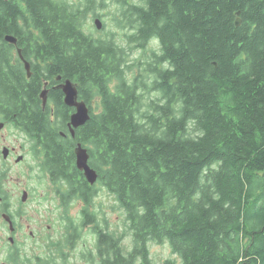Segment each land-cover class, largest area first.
Here are the masks:
<instances>
[{
    "label": "trees",
    "instance_id": "trees-1",
    "mask_svg": "<svg viewBox=\"0 0 264 264\" xmlns=\"http://www.w3.org/2000/svg\"><path fill=\"white\" fill-rule=\"evenodd\" d=\"M116 5L99 31L89 23L93 11L105 17L95 0H0V65L14 54L12 35L32 68L12 81L0 68L8 100L22 103L24 131L65 207L83 206L80 225L69 219L67 242L41 264H68L62 250L74 252L85 228L96 237L89 264H152V242L179 257L164 264H264V0ZM135 50L141 59L129 65ZM58 78L90 108L75 138ZM79 144L95 185L76 166ZM101 190L126 214L128 253L92 210Z\"/></svg>",
    "mask_w": 264,
    "mask_h": 264
},
{
    "label": "flooded vegetation",
    "instance_id": "flooded-vegetation-1",
    "mask_svg": "<svg viewBox=\"0 0 264 264\" xmlns=\"http://www.w3.org/2000/svg\"><path fill=\"white\" fill-rule=\"evenodd\" d=\"M11 46L14 54L10 61L3 60L0 65L5 75L13 73L10 81L14 79V74L25 69L18 54V44ZM63 83L58 78L56 88ZM10 87L0 80V264H41L40 260L46 254L41 255L49 251L46 252V248L60 246L54 242L53 225L45 224L51 220L48 215L52 213L51 216H54L53 213L61 210V206L66 208L64 203L69 201H64L62 197L61 184L52 181L43 170L37 152V139L24 131L23 105L8 100L7 89ZM61 135L64 138L68 136L65 133ZM39 173L51 188L46 183L34 181L39 178ZM49 203L57 204L56 208L47 209L45 204ZM29 241H35L34 247ZM33 249L41 252L39 256L30 258L28 254Z\"/></svg>",
    "mask_w": 264,
    "mask_h": 264
},
{
    "label": "rangeland",
    "instance_id": "rangeland-1",
    "mask_svg": "<svg viewBox=\"0 0 264 264\" xmlns=\"http://www.w3.org/2000/svg\"><path fill=\"white\" fill-rule=\"evenodd\" d=\"M73 3L79 4L81 2H84L85 0H71ZM136 1V0H135ZM96 3V9L98 13H101L105 15L103 17V27L104 23L108 24L109 27L110 24H112V21L114 18H116V14L118 13V8L116 5V0H95ZM106 5V8H102L100 4ZM94 11L90 13L89 15V23L91 26H94V22L96 19H94ZM95 27V26H94ZM96 28V27H95ZM96 30V29H95ZM96 35V31L93 32ZM109 35L110 33L107 32ZM126 32L121 31L117 32L116 34L118 35V38H123L126 40L124 37V34ZM152 49V46L149 47L148 51ZM141 50H135L132 53H130L129 57V65H132L133 63H137L140 61L141 57ZM159 97V95L155 94L153 98ZM38 179H35V182H42L46 183L48 188H51V186L47 183L45 179L42 178V175L39 173ZM27 178H24V181H26ZM39 182V183H40ZM61 187V186H60ZM47 206V209L53 208L55 209L57 204H45ZM41 208H44L41 206ZM83 206L79 202H75L72 205H70L68 208H62L61 210H57L54 216H51V214L48 215V217L51 218L50 221L45 224H52L55 238L54 242L57 244H60L61 246L64 245L67 242V239L69 238V231L66 228L69 225V219H72L73 223L76 225H80L81 223V210ZM92 210L98 213L99 215V222L100 225L103 228H107L109 232L115 234L116 236H122L123 237V246L125 251L128 253L132 250L133 246V240H132V234L129 229L128 222L126 220V214L124 210L120 207L118 202L116 201L115 197L109 194L105 190H101L98 194V196L94 200V206L92 207ZM52 212V211H50ZM59 232V233H56ZM53 234V235H54ZM50 235V234H49ZM34 242L29 241L30 246L34 247ZM96 237L92 231L91 228H85L83 229V233L81 234V239L78 241L76 250L72 252L71 249L67 248L64 246L65 250H62L67 254V261L68 264H89L88 261L85 259L86 256L90 254H94L96 251ZM56 247L50 248L53 249L56 254ZM150 248V254H151V260L152 264H164L165 261L167 260H176L177 262L180 263L179 257L174 255L171 247L168 243L163 244V245H158L157 243H150L149 244ZM46 252L49 250L48 248L45 249ZM38 249L32 250L29 252L28 256L30 258H33L34 256H39ZM49 253V251H48ZM47 253L42 254L41 256H44ZM49 256L52 254H48ZM45 258L47 257L46 255L44 256ZM55 257V255L53 256Z\"/></svg>",
    "mask_w": 264,
    "mask_h": 264
},
{
    "label": "water",
    "instance_id": "water-1",
    "mask_svg": "<svg viewBox=\"0 0 264 264\" xmlns=\"http://www.w3.org/2000/svg\"><path fill=\"white\" fill-rule=\"evenodd\" d=\"M241 13H237L238 17ZM97 30L101 31L103 29V23L101 19H96L94 22ZM241 25V20L238 18L236 21V27ZM5 41L12 45H17L18 40L12 35H7ZM18 54L25 64V69L27 76L30 78L31 64L24 59L22 50H18ZM61 80V78H59ZM63 91L65 96L64 103L67 107L73 108L75 112L71 115L70 123L68 125L69 132L74 138L76 136L75 132L78 128L85 126L91 119L90 108L84 101L79 100V92L77 86L70 80L65 81L63 84L57 87ZM41 99L43 101V107L45 108L48 102V90L44 89L41 94ZM76 155V166L79 171L84 174L85 179L90 185H95L98 182V173L91 168L89 165V152L86 148L79 144L75 149Z\"/></svg>",
    "mask_w": 264,
    "mask_h": 264
},
{
    "label": "bare ground",
    "instance_id": "bare-ground-1",
    "mask_svg": "<svg viewBox=\"0 0 264 264\" xmlns=\"http://www.w3.org/2000/svg\"><path fill=\"white\" fill-rule=\"evenodd\" d=\"M8 64V63H7ZM4 94V93H3Z\"/></svg>",
    "mask_w": 264,
    "mask_h": 264
}]
</instances>
